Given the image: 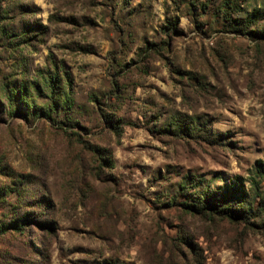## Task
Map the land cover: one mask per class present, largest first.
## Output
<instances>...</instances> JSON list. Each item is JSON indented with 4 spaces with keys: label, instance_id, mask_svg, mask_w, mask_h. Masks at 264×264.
<instances>
[{
    "label": "rangeland",
    "instance_id": "374dc122",
    "mask_svg": "<svg viewBox=\"0 0 264 264\" xmlns=\"http://www.w3.org/2000/svg\"><path fill=\"white\" fill-rule=\"evenodd\" d=\"M227 2L0 0V264H264V0Z\"/></svg>",
    "mask_w": 264,
    "mask_h": 264
},
{
    "label": "trees",
    "instance_id": "16d2710c",
    "mask_svg": "<svg viewBox=\"0 0 264 264\" xmlns=\"http://www.w3.org/2000/svg\"><path fill=\"white\" fill-rule=\"evenodd\" d=\"M230 3H231V0H228V2L226 3V8H227L226 10L227 11L232 9L231 6H230ZM255 172H256V174H260V175L263 176L264 175V164L261 163L259 165H255ZM231 187H233V186H231ZM216 202H218V201H216ZM207 203H208V201H205L204 207H206ZM215 205H216L215 207H214V205L212 206L213 210L214 209H216V210L218 209L217 212L220 213V214L225 215L226 217H229V218H233V217L244 218L243 216H239L238 214H236L232 207L225 206L226 205L225 202H218ZM258 206H260V208L261 207L264 208V197L261 198V200L259 201V205ZM263 226H264V223H263Z\"/></svg>",
    "mask_w": 264,
    "mask_h": 264
}]
</instances>
